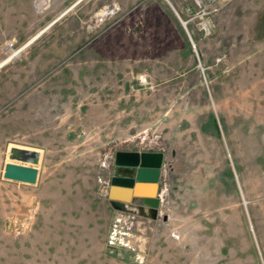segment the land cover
<instances>
[{"label": "rangeland", "instance_id": "obj_1", "mask_svg": "<svg viewBox=\"0 0 264 264\" xmlns=\"http://www.w3.org/2000/svg\"><path fill=\"white\" fill-rule=\"evenodd\" d=\"M215 6L0 0V264H264V0ZM119 151L163 154L156 213L110 200Z\"/></svg>", "mask_w": 264, "mask_h": 264}, {"label": "water", "instance_id": "obj_2", "mask_svg": "<svg viewBox=\"0 0 264 264\" xmlns=\"http://www.w3.org/2000/svg\"><path fill=\"white\" fill-rule=\"evenodd\" d=\"M40 158V151L13 146L3 175L12 181L35 184L40 176ZM162 164L161 152H117L116 171L109 189L110 200L127 204L140 201L142 206L146 203L156 213L162 201L158 194Z\"/></svg>", "mask_w": 264, "mask_h": 264}, {"label": "built area", "instance_id": "obj_3", "mask_svg": "<svg viewBox=\"0 0 264 264\" xmlns=\"http://www.w3.org/2000/svg\"><path fill=\"white\" fill-rule=\"evenodd\" d=\"M224 1L225 0H195L196 4L199 7V11L196 16L199 19L198 25L205 34L211 33V30L213 28L211 15L217 11V7L215 5L220 4ZM120 10L121 7L118 3L105 5L102 13H100V16L102 17L101 20H104V18L110 13H117Z\"/></svg>", "mask_w": 264, "mask_h": 264}, {"label": "crops", "instance_id": "obj_4", "mask_svg": "<svg viewBox=\"0 0 264 264\" xmlns=\"http://www.w3.org/2000/svg\"><path fill=\"white\" fill-rule=\"evenodd\" d=\"M137 1L138 0H119V3L121 4L122 10H123V16H127L128 10H130L132 5H135ZM168 1H170V0H168ZM193 4L195 5V3H193ZM194 5H193V8L188 6L186 10L187 11L195 10L197 8V6L195 5L196 8H194ZM195 15L196 14H194V15L192 14L191 17H190V20H193Z\"/></svg>", "mask_w": 264, "mask_h": 264}, {"label": "bare ground", "instance_id": "obj_5", "mask_svg": "<svg viewBox=\"0 0 264 264\" xmlns=\"http://www.w3.org/2000/svg\"><path fill=\"white\" fill-rule=\"evenodd\" d=\"M38 35H39V34H38ZM38 35H37V36H38ZM35 37H36V36H35ZM35 37L32 38L31 41H29L25 46H27L28 44H30V43L35 39ZM25 46H24V47H25ZM24 47H23V48H24ZM23 48H22V49H23ZM22 49L16 51V52L14 53V55L18 54ZM12 57H13V56L9 57L8 59H6V60L3 61L2 63H0V66H1L3 63H5L6 61H8L10 58H12Z\"/></svg>", "mask_w": 264, "mask_h": 264}, {"label": "flooded vegetation", "instance_id": "obj_6", "mask_svg": "<svg viewBox=\"0 0 264 264\" xmlns=\"http://www.w3.org/2000/svg\"><path fill=\"white\" fill-rule=\"evenodd\" d=\"M141 153H143V152H141ZM162 170V169H161ZM160 175H161V172H160ZM160 183V182H159Z\"/></svg>", "mask_w": 264, "mask_h": 264}]
</instances>
